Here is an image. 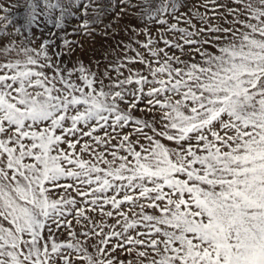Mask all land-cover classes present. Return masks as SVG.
<instances>
[{"label":"snow or ice","instance_id":"snow-or-ice-1","mask_svg":"<svg viewBox=\"0 0 264 264\" xmlns=\"http://www.w3.org/2000/svg\"><path fill=\"white\" fill-rule=\"evenodd\" d=\"M0 264H264V0H0Z\"/></svg>","mask_w":264,"mask_h":264},{"label":"rangeland","instance_id":"rangeland-1","mask_svg":"<svg viewBox=\"0 0 264 264\" xmlns=\"http://www.w3.org/2000/svg\"><path fill=\"white\" fill-rule=\"evenodd\" d=\"M15 2H16V0H7V3H9V4H12V3H15ZM13 11L16 12V10H13ZM16 14L19 15L20 13L16 12ZM98 40H99V38H98ZM97 47L99 48V44H97Z\"/></svg>","mask_w":264,"mask_h":264}]
</instances>
